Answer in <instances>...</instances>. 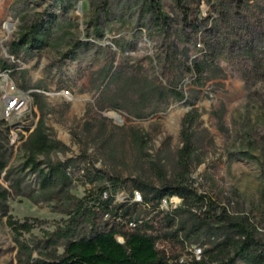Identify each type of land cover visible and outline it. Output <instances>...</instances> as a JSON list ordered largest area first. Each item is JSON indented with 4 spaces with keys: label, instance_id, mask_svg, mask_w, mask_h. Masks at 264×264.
Masks as SVG:
<instances>
[{
    "label": "rangeland",
    "instance_id": "1",
    "mask_svg": "<svg viewBox=\"0 0 264 264\" xmlns=\"http://www.w3.org/2000/svg\"><path fill=\"white\" fill-rule=\"evenodd\" d=\"M69 1L71 6L65 10L56 0H0V31L7 23L12 25L0 42V58L15 66L13 75L0 70V142L11 152V163L24 161L25 141L42 115L33 94L40 93L45 101L46 131L60 144L50 156L68 164L75 177L73 192L83 196L88 188L119 177L124 182L115 199L126 201L138 191L142 200L135 181L161 185L173 181L182 169L177 151L182 145L183 119L194 113L192 130L199 159L191 162L186 176L235 219L247 220L264 242V72L253 73V59L245 53L251 44L264 57V0L244 4L200 1L199 16H209V25L216 22V35L226 41L216 53L207 50L203 40L199 46L185 32L176 0H162L170 17L168 30H155L151 37L145 29L138 31V0H109L110 14L98 22L103 32L100 39L94 35L96 19L89 0ZM35 10L56 12L63 23L72 21L73 26L64 27L93 44L78 49L76 58L65 57L68 44L59 40L40 51L22 50L14 56L9 46L17 38L19 14ZM194 59L210 64L200 77L188 68ZM106 65L112 66L108 77ZM215 70L220 74L209 77ZM112 75L115 80L110 82ZM137 84H148L146 96L134 90ZM174 88L185 97L176 98L170 92ZM61 89H69L71 99L58 94ZM18 92L29 94L28 106L22 112L7 113L5 97ZM112 111L121 120L111 116ZM138 133L143 137L140 141ZM241 151L256 158L241 157ZM30 179L35 181V174ZM9 202L10 212L18 219L51 221L25 233L28 239L41 238L43 229H54L62 217L48 205L26 197ZM182 202L174 195L164 198L161 205L174 209ZM149 213L147 206L143 215ZM181 217L188 226L192 224L188 212H181ZM224 236L222 228L205 225L188 250L203 253ZM17 249L14 233L1 217L0 264H18ZM235 264L249 263L238 259Z\"/></svg>",
    "mask_w": 264,
    "mask_h": 264
},
{
    "label": "trees",
    "instance_id": "2",
    "mask_svg": "<svg viewBox=\"0 0 264 264\" xmlns=\"http://www.w3.org/2000/svg\"><path fill=\"white\" fill-rule=\"evenodd\" d=\"M176 1L182 12L185 32L195 40H203L211 53L224 48L225 39L215 33L218 24L212 22L209 25V16H199L201 0ZM224 1L244 4L248 0ZM56 2L65 10L71 6L69 0ZM138 2L141 8L138 31L145 29L148 37L155 30L166 32L170 17L163 9L162 0ZM89 3L96 19L94 35L100 39L103 32L98 22L110 14V3L109 0H89ZM19 20L17 38L9 46V52L16 57L22 50L40 51L59 40L68 44L65 57L76 58L78 49L93 44L75 37L74 31L64 27L74 23L69 20L63 23V17L56 12L26 11L19 14ZM245 53L253 59V73L262 74L264 57L258 56L251 44L247 45ZM209 65L194 59L188 68L200 77L204 70H209ZM14 68L7 59L0 58V70L10 71L13 75L11 70ZM111 70L112 66L106 65L105 77L111 75ZM218 74L219 71L215 70L209 77ZM114 80L112 75L109 81ZM147 89L148 84L134 86V90L143 96H146ZM170 92L178 99L185 97L181 90L174 88ZM33 94L42 115L25 141L24 161L20 165L11 163V152L5 143L0 142V218H6L14 233L18 264H235L238 259L249 264H264V242L256 237L255 227L245 219H235L225 206L197 190L186 176L191 162L199 159L195 155L192 130L197 114L188 113L183 119L182 145L177 151L182 169L175 179L161 185L135 181L142 200H134L132 193L126 201H117L115 193L124 182L119 177H110L107 182L88 188L83 196L73 192L75 177L68 170V164L50 156L60 144L46 131L43 95ZM136 138L137 141L143 139L139 133ZM239 154L244 158H256L248 151ZM40 155L44 158L41 159ZM31 174H35V181L30 179ZM174 195L182 198V205L174 209L163 208L162 200ZM16 197L46 204L62 217L55 222L54 229H43L41 238L28 239L24 237L25 233L37 226L49 225L51 221L39 217L16 218L10 212L9 202ZM147 206L150 213L143 215ZM183 211L193 217L190 226L181 217ZM205 225L222 228L225 236L205 248L203 253H191L188 246L199 239ZM60 247L62 251H59Z\"/></svg>",
    "mask_w": 264,
    "mask_h": 264
},
{
    "label": "built area",
    "instance_id": "3",
    "mask_svg": "<svg viewBox=\"0 0 264 264\" xmlns=\"http://www.w3.org/2000/svg\"><path fill=\"white\" fill-rule=\"evenodd\" d=\"M197 44L199 46L203 45L201 41H198ZM58 94H60L62 97L66 99H71V96H72V93L69 89H61V91H59ZM28 97H29V94L26 92L10 93L8 96L5 97L6 112L9 113L10 111H14V112L24 111L26 107L28 106V102H29ZM12 140L15 141L16 137H14ZM139 196H140L139 192L134 191L133 199L139 200ZM197 255H199V253Z\"/></svg>",
    "mask_w": 264,
    "mask_h": 264
},
{
    "label": "bare ground",
    "instance_id": "4",
    "mask_svg": "<svg viewBox=\"0 0 264 264\" xmlns=\"http://www.w3.org/2000/svg\"><path fill=\"white\" fill-rule=\"evenodd\" d=\"M12 29V25L7 23L5 25V30L4 31H0V42L2 41V39L4 38L5 32H9ZM111 116H113L114 118L121 120V115H119V113H117L116 111H112L110 113Z\"/></svg>",
    "mask_w": 264,
    "mask_h": 264
}]
</instances>
